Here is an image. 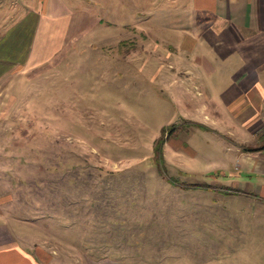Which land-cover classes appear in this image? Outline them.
<instances>
[{"label": "rangeland", "instance_id": "374dc122", "mask_svg": "<svg viewBox=\"0 0 264 264\" xmlns=\"http://www.w3.org/2000/svg\"><path fill=\"white\" fill-rule=\"evenodd\" d=\"M197 1L55 0L44 58L12 54L0 79L1 209L52 264H264L261 200L221 192L248 172L230 141L188 122L204 116ZM27 14L10 33L33 41ZM183 58L197 76L171 83ZM250 178L244 190L264 181Z\"/></svg>", "mask_w": 264, "mask_h": 264}, {"label": "crops", "instance_id": "0c3cea01", "mask_svg": "<svg viewBox=\"0 0 264 264\" xmlns=\"http://www.w3.org/2000/svg\"><path fill=\"white\" fill-rule=\"evenodd\" d=\"M33 3L38 5L34 7ZM55 6V0H0V20H6L5 31L0 34V79L16 66V57L12 56L16 50L24 52L27 46V57L23 58L25 64L21 62V65H32L33 61L44 58L41 39L39 41L45 26L43 14L49 12L52 16L56 12ZM196 9L200 13L194 17L198 40L193 53L199 49L200 57L195 63L200 67L206 89L203 93L200 91L205 94L200 103L204 116L191 117L188 122L195 128L211 130L225 142L230 141L234 158L240 159L248 172L242 174V182L251 185V173L264 177V0H198ZM21 12L22 16L15 15ZM28 12L37 17L33 41L31 30L12 36L13 28L25 22ZM17 18H20L17 22L7 23L9 19ZM179 61V70L174 69L169 81H181L182 74L192 81L197 75L194 76L186 59ZM183 91L184 102L192 101L189 89ZM236 177L239 179L240 176ZM237 178L231 185L221 186V192L256 194L264 207V181H260L258 189L248 186L250 191H247ZM1 204L0 198V264L54 263L53 258L46 257L44 250L39 251V248L22 242L21 236L8 223ZM189 258L196 260L197 257L189 255Z\"/></svg>", "mask_w": 264, "mask_h": 264}]
</instances>
